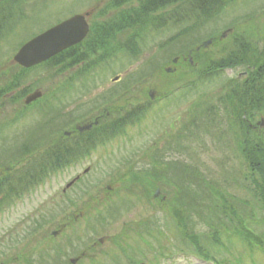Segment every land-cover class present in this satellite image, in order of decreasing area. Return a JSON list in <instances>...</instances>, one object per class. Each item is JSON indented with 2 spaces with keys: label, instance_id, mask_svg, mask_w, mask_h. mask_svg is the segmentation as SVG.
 <instances>
[{
  "label": "trees",
  "instance_id": "16d2710c",
  "mask_svg": "<svg viewBox=\"0 0 264 264\" xmlns=\"http://www.w3.org/2000/svg\"><path fill=\"white\" fill-rule=\"evenodd\" d=\"M240 1L242 0H113L107 3L108 8L117 10L113 18L92 22L91 31L81 44L30 70L40 71L37 73L40 75L39 78L53 82L56 77L80 65L72 71L69 78L60 84L53 85L43 99L32 105L33 111L40 114L42 112L60 113L56 111V108H60L54 105V101L59 100V96L65 97L77 93L78 81L81 83L80 90L85 94L83 89L89 90L88 84L90 80L94 81L96 72L117 63L122 56H126L132 62V59H138L137 57L147 48L151 50L153 46L150 45V34L162 28L170 31L174 29L175 33L156 44L159 52L148 59V65L157 72L169 76L172 74L167 73L164 67L173 64V59L179 58L177 69L181 73L180 79L183 80L181 89L180 87L172 88L162 96L163 98L178 91L177 96L180 101L188 93L198 91L208 82L213 83L220 79L223 76V70L228 67L235 68L240 65L250 70L249 75L244 77L242 82L226 81L222 85L219 98L216 99L218 105L207 103L206 107L196 110L194 115L199 113L207 115L210 121L208 128L228 124V129L234 131L238 144L233 152L240 155L248 169L244 174V181H240L239 177H236L234 181L237 182V187L251 195L252 201L230 193L197 161L194 163V161L174 160L166 158L165 153L159 154L157 151L150 155L149 167H145L144 171H134L133 166L130 165L125 172H116L117 176L120 174V182L114 187L113 193L120 195L121 192H125V196L120 195L119 200L111 196L100 204V201L94 202V197L91 195L89 201L83 204L82 209H79L83 214L81 218L85 224L84 232L91 238L86 246V250H90L88 252H94L89 247L90 243L97 241L95 236L113 226L114 223H118L124 216L123 212L131 208L132 200L145 201L150 208H154L157 203L166 212L168 223H170L167 225L168 229L172 226L174 236L179 241V244L171 245L174 251L169 248L170 251L175 252V255L191 253L206 263L243 264L242 257L237 262L225 256L218 257L222 250L229 251L223 238H227L228 242L236 238L250 251V255L256 250L264 251V128L255 129L250 126L256 120L255 108L260 111L264 107V80H260L258 84L253 81L255 78L264 79V48L261 49L258 46L259 41H252V38H244V36L242 46L237 50L214 59H207L203 56L205 50L197 51L195 47L198 41V46L201 45V38L194 34L200 33L210 19L224 15L227 9L234 7ZM125 2L129 3L130 8L118 10ZM135 3L137 4L134 5ZM3 23L4 21L2 25ZM256 38L264 40L260 35ZM178 46L180 48L176 50ZM160 53L166 56L165 63H161V58H158ZM190 53L193 63L184 60V57ZM20 71L11 74L5 72L6 75L3 78L5 77L8 81L0 85L3 89L0 94L11 93L14 87V81L11 80L24 78L29 70ZM136 77V74L128 75L127 88H130V84L141 81L140 77H137L138 79ZM34 86L38 88L36 83ZM119 95L121 94L115 91L114 98L108 97L112 105L106 103L108 111L118 115L112 120L113 122H101L93 130L81 134L79 141L72 144L67 139L63 142V138L61 142L60 140L51 142L55 143L52 145L54 149H51L53 152L48 156V161L42 163L43 167H47L48 174L56 176L58 172L69 169L73 160L90 155L100 144L113 138L117 131L123 132L128 125L141 123L154 104L148 96H145L148 104L143 102L129 107L115 104L118 101L115 99ZM106 97L105 94L102 101L98 100L100 97L95 99L81 118L101 109L106 102ZM220 111L223 112L222 115ZM70 116L71 114H68L67 119L62 123L57 122L55 117H51L49 120H52L53 124L50 130L60 126L63 129L65 125L81 119ZM47 122L50 124L48 120L44 124L40 123L39 130L43 129ZM194 122L193 125L197 126ZM74 125L71 124L72 127ZM34 130L38 131L36 128ZM227 139V135L219 138L223 146L232 151L230 144L224 143ZM182 149L189 148L182 145ZM43 173L45 174L44 171ZM157 189L163 192L162 196L155 197ZM106 191L111 192L108 189ZM6 195L10 197L8 192ZM86 200L83 199V202ZM70 203L74 207L78 206V203L74 201ZM68 226H70L69 223L65 229ZM73 235L67 238L65 247L59 245L58 257L69 256L70 250L74 251ZM62 237H65V231ZM75 237L77 241L83 240L82 236L76 233ZM164 239L167 241L168 236L160 225L151 218L145 217L140 221L124 224L123 231L111 237L115 254L112 249L110 252H105L104 256H108L117 264H121L124 259L126 264H143L148 252H158L165 246ZM160 254L161 257L168 258L167 253L158 252L154 254L156 259ZM49 255L51 262V254ZM83 261L81 260L79 264H84ZM9 263L11 262H5V264ZM21 264H49V261L48 258H44L42 251H38L36 256L28 260L23 259ZM89 264L103 263L95 256L90 258Z\"/></svg>",
  "mask_w": 264,
  "mask_h": 264
},
{
  "label": "rangeland",
  "instance_id": "374dc122",
  "mask_svg": "<svg viewBox=\"0 0 264 264\" xmlns=\"http://www.w3.org/2000/svg\"><path fill=\"white\" fill-rule=\"evenodd\" d=\"M25 1H29L25 3H29L25 9H30L33 6L32 10L37 12L38 6L35 5V3L36 1L42 0ZM82 1L83 0H80V2ZM97 1L99 0H86L82 7L87 10L90 8L91 10ZM110 1L113 0H106V3ZM58 3H63L65 9L61 10L60 6H55L53 8V12L55 13H51L47 20H39L37 17H33L35 19L29 18L28 20H31L30 22L26 21L22 26L21 24L19 25V27L26 30L23 33H18L16 35L13 32L10 34L6 32V30L9 31L14 23L18 25L19 23L17 20L19 19L4 21V27H2L3 30L0 35V85L8 81L5 77L3 78V76L6 75L5 70H8V74L15 73L19 70L13 62L17 46L27 39L28 36H31L30 33L34 30V33H38L51 24H55L61 17H65L69 13L71 6H77L75 5V0H59ZM136 4L137 3L134 5ZM125 6L126 4H123L118 10L130 8V6ZM108 9L110 10L111 8ZM111 10L113 13L117 11L115 8ZM60 13L62 14L58 17ZM21 20L24 19L22 18ZM205 24L206 25L200 30V33L194 34L201 38V42L207 40L215 33L220 35L222 31L228 28L232 29L231 32L227 33L224 42L218 45L208 46L204 49V58L211 56V59H214L221 53L222 46H229V40L227 38L230 36L232 37L233 34L239 36L250 35L251 38H254V41H259L260 38H256L259 35L264 39V0H242L234 7L227 9L224 15L221 14L218 18H212ZM162 29L150 34V45L153 47L151 50L147 48L142 55L137 57L138 59L134 58L132 62H130L129 58L122 56V59L117 63L108 66L100 72H96L94 81L90 80L88 84L89 90L83 89L86 92L85 94L80 90L81 83L78 81L77 88L79 90L77 93H73V95L70 96L66 95L65 98L59 96V100H55L54 105L60 108H56V111L60 113L52 114L50 112H42V114H40L34 112L32 114L30 111L28 115H23L19 119L16 118V122H14L13 119L15 116L12 112L13 108L7 107L8 105L0 107V127H4V125L10 126L6 129V132H19L21 130L29 132L33 127L38 131L35 132V130H33L32 137L37 133L34 137L38 138L40 135L43 137L41 133L43 131L39 130L40 123L44 124L46 120H48L50 124L47 122L46 124L49 126L46 125L45 129H52L50 127L53 123L52 120H49L51 117H55V120L60 123L67 119L68 114H71L70 117L74 116L81 118L84 116L82 114L90 108L95 99L100 97L98 100L102 101L105 94L107 96L106 102L102 105L101 109L86 114L84 118L79 119L77 122L65 125L63 129L60 126L54 130H49L48 133H46L48 134L47 137L40 142L43 144L32 151L33 154L31 153L32 155H30V157L40 159V164L36 165L35 163L34 165V175L39 176L38 174H40L37 180L41 178L38 185L35 186L33 193L31 192L32 194L24 198L4 197L7 191L6 193L3 191V194H0V264H5V262L9 261L11 262L9 264H21L23 259L28 260L36 256L38 251L43 252L44 258H48L49 264H59V261L60 263H64L65 259L69 256L71 259H76L77 255H81L83 250L86 249L87 243L90 242L91 238L84 232L85 224L81 218L82 216H79V219H75L74 215H83L79 209H82L83 204L89 201L91 195L94 197V202L100 201V204L108 197L111 198V196L113 199L117 200H119L121 196H125V192H121V196L117 193H113L115 192L114 187L120 182V174L117 176L116 172L121 171V173H123L130 165L133 166L134 171H144L145 167H149L150 155L157 151L159 154L162 152L163 154L165 153L166 158L187 162L194 161V163L197 161L210 176L222 184L230 193L237 194L239 197L252 201L251 195L242 188L237 187V182L234 181L236 177H239L240 181H244V174L248 171L240 155L236 154L235 151L233 152V149L236 148L238 144L236 141L237 136H235L234 131L232 132L228 129V124H216L218 126L208 128L207 125H209L210 121H208L207 115H202L201 113L194 115L196 110H201L204 106L206 107L207 103H216V99L219 98V91L222 87L221 83L225 80L226 75L220 80H217V82L214 81L215 83L213 82V84H206L198 91L188 93L180 101L177 96L178 91L167 98H162L160 101L153 104V109L150 110L141 123L128 125L124 128L125 130L123 132L117 131L113 138L107 140L104 145L100 144L90 155H86L85 158L79 157L80 160H78L79 158L73 160L69 169L58 172L56 176L49 174L47 177V167L42 166V161L47 162L48 156L53 152L51 149H54L52 145L55 143L51 142H55V140H60L61 142L62 138L63 142L65 139L70 141L71 144L78 142L79 139L77 137L68 139L70 137H67L64 131L71 130V124L84 125V123L86 124L95 116L103 114L105 108L108 106L107 104H110V106L112 105L108 97H112L115 91L121 94L115 99L118 100L115 104L129 107L130 105L140 104L145 101V98H147L145 96H148L151 91L155 93V99H158L160 96H164L170 89L182 85L183 80L180 79L181 73L178 72V69L169 73L172 75L165 76L148 65V59H150L154 53L159 52V48H156V44L166 40L175 33L174 29H171V31ZM215 30L216 32L214 33ZM198 44L199 41L195 44L196 48ZM262 44L261 49L264 48V42H262ZM179 48L180 46H178L176 50ZM160 54L158 58H161L160 61L162 63L166 60V56L162 53ZM79 67L80 65L56 77L53 82L45 80L44 78H39L40 75L37 73H40V71L30 73L29 76L31 82L33 84L36 83L46 95L50 88H53V85L60 84L69 78L72 71ZM168 67L173 68L174 65L168 64L164 69ZM239 71L240 70L236 71V76ZM130 74H136V76L140 78L142 75L143 76L140 82H132L133 84H130V88H127V77ZM117 76L119 80L115 81ZM181 88L182 87L179 89ZM2 102L6 103L4 99L0 101V104H2ZM61 108H63L62 111ZM262 110L264 111V108ZM222 114L223 112L220 111V115ZM30 116L31 118H29ZM117 116L118 115L115 113H110L101 122H113L112 120ZM260 116L261 114L256 116L258 118L257 120H260ZM193 122L196 123L197 126H194ZM43 124H41V126L44 127ZM207 128L208 130L206 131ZM107 134H109V132H107ZM222 135H227L228 139L224 143H229V147L232 151H229L227 147L225 148L223 143L219 140ZM102 137L104 138V136ZM23 138H19L16 141V143H18L17 145H21ZM45 140L46 143L44 142ZM182 145L188 146L189 149H182ZM14 151L15 147L10 144L9 147H6L8 156H5L4 154L6 153L3 151L4 153L2 152V156L0 157H7V159H9ZM80 161H82L81 165L78 164ZM26 162L27 161H22L21 164L13 162L11 166H13V164L14 166L19 164L20 169L23 168L27 170L28 164ZM2 163L3 161L0 162V165H2ZM88 168L89 171H86ZM4 172L5 170L0 167V173ZM71 181L74 182L71 186H68ZM18 185L20 186V183ZM109 186L113 187L110 193L106 191ZM162 194L163 192L159 190L158 197L162 196ZM83 199L87 200L83 202ZM7 200L9 201L6 204L2 203ZM69 200L78 203V206L74 207ZM130 207L131 208L123 212L124 216L118 223H114L113 226H110L107 230L95 236L96 240L103 239V241L98 245H93V242L90 243V245H93L91 251L94 250V252L91 253L88 252L90 250H85V255H83L84 264H89L90 258L95 256H97L103 264H117L115 261H111L108 256H104L105 252H110L112 249L115 254V247L112 244L111 237L121 233L124 224L130 223L131 221H140L145 217L151 218L166 232L168 240L166 241V239H164L163 243L165 246L160 248V251H158L159 249L157 248V251L167 253L168 258L167 256L161 257L160 254L156 259L154 254L158 252L152 251L147 253L144 264H212L204 262L191 253H180L175 255V252H172L174 250L171 245L175 246L179 244V241L174 236L172 226H169L168 229L167 225H170V223H168V215L159 207V204L155 203L154 208H150L145 201L136 202L132 200V206ZM64 220H70V226L64 230L65 237H62L64 231L61 230L60 224ZM40 224H42V226H40ZM73 226L74 228L72 229ZM54 231H57L56 234H53ZM74 232L77 235H81L83 240L77 241ZM71 235L75 238L73 242L75 251L70 250L69 256L61 255V257H58L57 251L59 245L65 247L66 240ZM223 242L229 247V251L222 250V253L218 255L219 258H224L223 256H225L237 262L240 260V257H242L243 264H264V251L256 250L250 255V251L240 244L236 238H233L230 242H228L227 238H223ZM169 248L172 249V251H170ZM49 254H51V262ZM79 263L80 261L76 262V264ZM121 264H126V260L124 259Z\"/></svg>",
  "mask_w": 264,
  "mask_h": 264
},
{
  "label": "flooded vegetation",
  "instance_id": "af4514ba",
  "mask_svg": "<svg viewBox=\"0 0 264 264\" xmlns=\"http://www.w3.org/2000/svg\"><path fill=\"white\" fill-rule=\"evenodd\" d=\"M77 6H71L69 13L65 16V17H61L60 20H58L55 24H58L62 21H65L75 15H85L87 18L88 22H95V21H99V20H109V18H113L114 13L113 11L110 9H108L106 0H99L95 3L94 7L89 8V10L84 9L82 6L84 4V2L86 0H83L82 2H80V0H75ZM89 1V0H88ZM26 2L29 1H25V0H3L0 1V35L2 33V30L4 27L2 25L3 21H9L11 20H17V22L19 23L17 24H13L11 26V28L8 30H6V32H8L9 34L11 32L15 33L16 35L18 33H23L24 31H26L24 28L19 27V25L21 24V26L24 24V22L26 21H31L28 20L29 18H33V17H37L42 20H47V18L50 16L51 13H55L53 12V8L55 6H60V9L63 10L65 9V5L63 3H58L59 0H42V1H36L35 5H37V12L32 10V7L30 9H25V7H27L29 5V3L25 4ZM75 7V8H73ZM72 8V9H71ZM39 9V10H38ZM62 13H60L58 15L61 16ZM42 17V18H41ZM24 20H21V19ZM35 19V18H33ZM54 23L51 24L50 26L46 27L45 29L40 30V32L38 33H34V31L32 33H30L31 36L28 37H32V36H36L37 34H40L42 31L52 27L55 25ZM14 34V35H15ZM226 35V36H225ZM225 37H227V34L225 33L223 37H219V39H215L212 38L211 39V45H218L221 42H223V40L225 39ZM236 43H240L242 44V41L239 38H236L235 40ZM21 44V43H20ZM20 44L17 46V49L19 48ZM75 47V46H73ZM72 48V47H71ZM226 50H222L221 52H225ZM21 67V66H19ZM250 67V66H248ZM32 68H21L22 70L26 69V70H31ZM240 70L237 73L236 76V71ZM27 72L24 75V78H20V79H13L11 81H14V87L11 91V94H0V101H6V103L0 104V107L3 106H7V107H12L13 108V114H14V119L13 121L16 122V118H20L23 115H28L30 113L31 110H33V104L35 102H32L30 104H26V100L27 97L31 94V89L33 88V83L31 82V78L29 76L30 73L32 72ZM250 73V70H246L244 69L242 66L236 68V69H232V68H227L224 69V74L226 75L225 77H227L230 81H238V82H242L243 78L248 76ZM260 80H264V79H253L254 82H256V84L259 83ZM16 83V84H15ZM2 88H0V91ZM9 101V102H8ZM4 104V105H3ZM262 107V106H261ZM254 113H256V115L259 114L258 108H255ZM261 119H264V111H261ZM260 125H262V121L259 122ZM10 126H5V127H0V156H2V152L5 151L6 153V147H9L10 144H12L15 147V151L12 152L11 157H9V159H7V157L3 158L0 157V162L3 161L2 165H0L1 168H3L5 170L4 173H0V194H3L2 192L5 191L4 193H6V191L8 192V195L14 198L17 197H27L29 196V194L33 193V190L35 189V186L38 185L39 180H37L40 176V174H38L39 176H35L34 175V170H35V163L36 165L40 164V159H34L33 157H30V155H32V151H34V147H35V142H33L34 140V135L32 137V130H30L29 132L27 131H19V132H6V129H8ZM12 127V126H11ZM19 128V127H18ZM76 126L73 130L70 131L71 135L70 138L72 137H77L79 139L80 135L83 132H78L76 130ZM27 130V129H25ZM45 128L43 129V137L38 136L39 137V141H41L42 139L46 138L48 134V132H45ZM10 133V134H9ZM13 135V136H12ZM24 137V138H23ZM19 138H23V142L21 143V145H17L18 143H16V141ZM33 139V140H32ZM46 143V140L44 141ZM40 144V143H38ZM17 145V146H16ZM4 153V152H3ZM32 153V154H31ZM5 156H8L7 153L4 154ZM27 155V158H26ZM13 157V158H12ZM22 161H27L26 163L28 164V169L25 170L23 168H19V164L14 166H11L13 162H17L20 163ZM9 162V163H8ZM8 163V164H7ZM16 163V164H17ZM30 165V166H29ZM37 180V181H36ZM42 181V180H41ZM40 181V182H41ZM36 182V184H35ZM20 183V186L18 185ZM19 187H18V186ZM17 186V187H16ZM32 192V193H31ZM4 197H8L7 195H5Z\"/></svg>",
  "mask_w": 264,
  "mask_h": 264
},
{
  "label": "water",
  "instance_id": "95a60500",
  "mask_svg": "<svg viewBox=\"0 0 264 264\" xmlns=\"http://www.w3.org/2000/svg\"><path fill=\"white\" fill-rule=\"evenodd\" d=\"M88 32L89 25L85 16L76 15L28 41L14 56V61L24 67L40 64L61 51L80 43ZM208 43L206 42L205 45ZM40 96L41 92H35L27 98V103ZM89 127L90 125L80 127L79 130Z\"/></svg>",
  "mask_w": 264,
  "mask_h": 264
}]
</instances>
